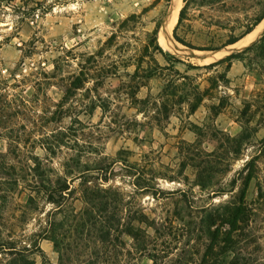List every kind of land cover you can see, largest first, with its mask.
<instances>
[{
  "label": "rangeland",
  "instance_id": "obj_1",
  "mask_svg": "<svg viewBox=\"0 0 264 264\" xmlns=\"http://www.w3.org/2000/svg\"><path fill=\"white\" fill-rule=\"evenodd\" d=\"M263 13L264 0H0V264H264V155L249 184L243 169L264 108L232 141L245 104L262 106L264 61L241 53L264 30L240 44ZM240 201L232 252L223 219Z\"/></svg>",
  "mask_w": 264,
  "mask_h": 264
},
{
  "label": "trees",
  "instance_id": "obj_2",
  "mask_svg": "<svg viewBox=\"0 0 264 264\" xmlns=\"http://www.w3.org/2000/svg\"><path fill=\"white\" fill-rule=\"evenodd\" d=\"M183 13H184V8L180 11V15H179V20H178V24H180L182 18H183ZM264 18V13L262 14L261 17L258 18L257 20V24ZM130 20V19H129ZM158 30H159V26H157L153 31L152 33L150 34V38H151V41H150V45H154L156 50L160 51L161 52V49L158 45V41H157V34H158ZM251 32V29H249L246 33H250ZM227 45H230V44H233V42H228L226 43ZM254 55V57L260 59V60H263L264 61V35L262 36V38L254 45L248 47L247 49H245L241 55L243 58H241L242 60H245V56H248V55ZM240 58V55H230L228 56L227 58L219 61L220 63H228V66L230 68L231 66V63L234 61V60H239ZM252 60L248 61V68L251 69L250 67V64H251ZM209 66H212V65H209ZM262 70H263V74H264V65L261 67ZM258 104H262V106H258L256 108L255 111H251L252 107H254V104L253 102H247L245 104V107L241 113L242 117L243 118H246L245 120V126L242 127V133L240 136H238L237 138H233L232 141L236 144H241L245 141H247L249 138H250V133L253 132L254 130H251L250 127H249V124H250V121L251 119L253 118L254 114H256L261 108H264V96H258L257 100ZM263 126H264V123H263ZM259 146H260V153L258 155H255V156H252L250 159H248L244 165H243V169L245 171H247L246 173V176H245V181L246 183L249 182L253 179V171L254 169L256 168V164L258 163L259 161V158L261 157V155H264V139L261 140L259 142ZM236 153H239L238 150H236ZM243 200V199H242ZM242 201H240V205L238 206H234L233 209L231 211H229V214L227 217H225L223 220L225 223L228 224L229 228H230V232L227 234V236L225 237L224 239V243L226 246H228V250L232 251L234 246H235V241L233 240V233L236 232L238 230V223L240 221H244L245 220V216H244V213L246 211V209H244V207L241 205ZM102 232V231H101ZM102 235L103 237H101L102 239L104 238H107L109 236V234L107 232H102ZM134 236V234H133ZM217 241V235L214 234L213 235V244H211V246L209 247V249L207 250V254H206V257L209 255V256H213L214 253H213V250H214V242ZM145 250V249H143ZM226 248L223 249V251H225ZM233 252V251H232ZM234 254V253H233ZM216 255V253H215ZM214 255V256H215ZM217 259H214L212 261H207V260H204V263L205 264H242L239 260V258H237L236 256L235 257H232L230 259V261H221L219 262L218 260L216 261Z\"/></svg>",
  "mask_w": 264,
  "mask_h": 264
},
{
  "label": "bare ground",
  "instance_id": "obj_3",
  "mask_svg": "<svg viewBox=\"0 0 264 264\" xmlns=\"http://www.w3.org/2000/svg\"><path fill=\"white\" fill-rule=\"evenodd\" d=\"M178 11H179V4L177 3V5H175L174 10L170 12V15H168L169 18H168L167 23L164 24V26L162 28V30H163L162 33L163 34L162 33L159 34L158 41L161 44V46H168L170 48L173 46V44L171 42L172 40L170 41L169 40L170 38H167L165 36L164 29L166 28V26L171 28L176 23L177 16H178ZM165 21H166V19H165ZM263 30H264V20L260 23V25H258L256 27V29L250 35H248L247 37H245L244 39L241 40V44L240 45L244 46V45L250 44L251 42L256 40L261 35ZM165 31H167V30H165ZM170 48H169V50H170Z\"/></svg>",
  "mask_w": 264,
  "mask_h": 264
}]
</instances>
